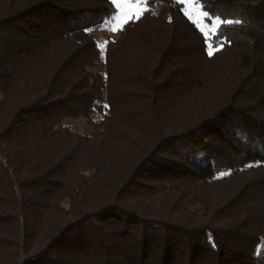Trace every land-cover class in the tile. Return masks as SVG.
I'll use <instances>...</instances> for the list:
<instances>
[{
	"label": "trees",
	"instance_id": "trees-1",
	"mask_svg": "<svg viewBox=\"0 0 264 264\" xmlns=\"http://www.w3.org/2000/svg\"><path fill=\"white\" fill-rule=\"evenodd\" d=\"M138 1L0 0V264H264V0Z\"/></svg>",
	"mask_w": 264,
	"mask_h": 264
},
{
	"label": "rangeland",
	"instance_id": "rangeland-1",
	"mask_svg": "<svg viewBox=\"0 0 264 264\" xmlns=\"http://www.w3.org/2000/svg\"><path fill=\"white\" fill-rule=\"evenodd\" d=\"M175 1L179 2V0ZM181 4L183 5L187 17L192 20L205 35L209 36L216 32L221 21L219 19H210L208 15L206 16L205 11L196 4V0H187V2ZM115 6L117 8V13L113 17L114 19L111 22L110 27L102 31L97 38L100 48H103L108 40L107 35H109V38L115 36L130 20L139 18L146 10L145 5L141 4L138 0L136 3H132L131 0H119ZM82 122V119L70 122L69 120L65 121L68 126L74 129H80Z\"/></svg>",
	"mask_w": 264,
	"mask_h": 264
},
{
	"label": "snow or ice",
	"instance_id": "snow-or-ice-1",
	"mask_svg": "<svg viewBox=\"0 0 264 264\" xmlns=\"http://www.w3.org/2000/svg\"><path fill=\"white\" fill-rule=\"evenodd\" d=\"M111 2H112L113 5H115L116 3L119 2V0H111ZM131 2H132V3H136L137 0H131ZM141 2H142V0H141ZM179 2H180V3H184V2H187V0H179ZM205 15L207 16L208 13L205 12ZM222 23H228V24H230V23H232V21H230V20H224V21H222Z\"/></svg>",
	"mask_w": 264,
	"mask_h": 264
}]
</instances>
